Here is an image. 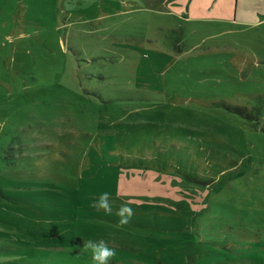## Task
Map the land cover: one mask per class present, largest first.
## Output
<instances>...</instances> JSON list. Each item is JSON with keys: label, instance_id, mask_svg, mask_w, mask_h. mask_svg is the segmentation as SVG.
<instances>
[{"label": "rangeland", "instance_id": "rangeland-1", "mask_svg": "<svg viewBox=\"0 0 264 264\" xmlns=\"http://www.w3.org/2000/svg\"><path fill=\"white\" fill-rule=\"evenodd\" d=\"M235 4L0 0V264H264V20Z\"/></svg>", "mask_w": 264, "mask_h": 264}, {"label": "clouds", "instance_id": "clouds-1", "mask_svg": "<svg viewBox=\"0 0 264 264\" xmlns=\"http://www.w3.org/2000/svg\"><path fill=\"white\" fill-rule=\"evenodd\" d=\"M92 207L97 210H103L106 214H112L113 206L110 194L108 192L102 193ZM116 215L120 217L118 223L124 225L130 222L134 212L126 202L119 207ZM83 250L90 253L93 264H109V262L116 256V249L109 247L108 243L103 239L98 241L89 239L83 242Z\"/></svg>", "mask_w": 264, "mask_h": 264}, {"label": "crops", "instance_id": "crops-1", "mask_svg": "<svg viewBox=\"0 0 264 264\" xmlns=\"http://www.w3.org/2000/svg\"><path fill=\"white\" fill-rule=\"evenodd\" d=\"M235 5V24L258 25L264 20V0H236Z\"/></svg>", "mask_w": 264, "mask_h": 264}]
</instances>
